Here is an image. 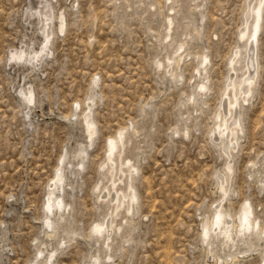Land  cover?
Instances as JSON below:
<instances>
[{
	"label": "rangeland",
	"instance_id": "1",
	"mask_svg": "<svg viewBox=\"0 0 264 264\" xmlns=\"http://www.w3.org/2000/svg\"><path fill=\"white\" fill-rule=\"evenodd\" d=\"M256 2L0 0V264H264V2L254 46L246 8ZM249 74L227 171L225 134L210 133L229 79ZM121 131L112 157L135 168L119 184L135 204L108 234L95 226L108 223L101 188Z\"/></svg>",
	"mask_w": 264,
	"mask_h": 264
},
{
	"label": "bare ground",
	"instance_id": "2",
	"mask_svg": "<svg viewBox=\"0 0 264 264\" xmlns=\"http://www.w3.org/2000/svg\"><path fill=\"white\" fill-rule=\"evenodd\" d=\"M263 2H264V0H257L256 4L254 3L255 5L248 4L247 7H246L247 11H248V14L252 10H254V12H253L254 13V18H253L252 30H251V34L249 36L250 43L252 45L254 44V42L256 40V39H253V34H255V38H256V34H258L257 33L258 29H260L259 28V21H260V17H261V11L263 9L262 8L263 7L262 6ZM198 7H199V5H198ZM251 16H252V14H251ZM250 19H251V17H250ZM250 19H249V21H250ZM248 23L249 22H248V16H247L245 18L244 28L240 31V35H239V39L240 40L244 39L246 37L247 33H248V27H249V26H247ZM170 24H172V23H170ZM169 27H168L167 30L170 29ZM60 28H62V25L60 26ZM169 33H167L166 36L165 35L164 36L169 38L170 37ZM245 43H246V41H245ZM177 54H179V53L177 52ZM236 55L238 56L237 52H236ZM171 57H172V55H171ZM179 58L181 59V55H180ZM237 58L233 57V58H231V60H229V61H231V63L229 62L230 65H231V68H230V70H232L231 72H235L234 65L235 64L237 65V63L241 59L240 58L238 60ZM178 59L176 58V61ZM169 60H170L169 61L170 63L174 62L173 59H169ZM206 60L207 59L204 57L202 62H206ZM175 65H176V63H175ZM244 69H246V68L243 67V70ZM240 71H242V70H240ZM167 72H168V70H167ZM242 75H243V73L241 74V76ZM242 77H244V76H242ZM231 78L229 79V82L227 84V90H226V93H225L226 100H225L224 104H226V112H225V105H223V113H222V111H219V113H217L218 114L217 117H218L219 123L215 127L213 133H210V137L212 135L215 136L214 139H217V136L220 139L221 135L225 134L226 143H225V145H223V147H224L223 154L225 155V158H226V160H225L226 161L225 162V169L227 171H231V169H232L231 168V161H230V159L232 158V151L231 150L234 149L235 146H237V139H238L237 138V134H238L237 130L240 127L239 119L236 118L235 116H232L231 112L233 111L232 109L235 106H239L240 103L246 102L248 98L250 99L249 96L252 93L253 85H254V82L256 81L255 80V75H252V74H249L247 77H245L243 79H240L241 78L240 77L239 80H238V78H237L238 81H236V79L235 80H231ZM198 88L201 91L205 90L206 89L205 83H199L198 84ZM203 93H204V91H203ZM85 125H86V133H87V135L89 137V140H91L93 135L95 134L94 124H93V122L90 119H88V120H86ZM124 142H125V133L123 131H121L119 133V135H117V137L115 139H112L109 142V144H108V151H107V156L108 157L106 158V163H105L108 166L107 176H106L107 181H108V185L103 186L101 188L104 191V195L102 196L103 199H107L109 204H110L109 211H108V214H107L108 215V220H107L108 223H107L105 228H104L103 225H99V224H97L95 226V229H97V230H103V231L105 229L109 230L108 234L113 232L114 220L121 214V212L124 211V213L130 214L132 212V210L134 208V204H135V193H134V190H133V187L131 186V184H128V186H126L125 189H122L121 187H119V184H121L123 182L122 179H123V177L125 175V171L128 172L129 180H131V178H132L131 177V173L132 172L130 173V171H133L135 168L133 167V165L130 164L131 162L126 160L125 162L128 163V166H127L126 169H123V167H122L123 166L122 157L119 156L118 160H114L113 157H112L113 150H115L117 148V146H118V148L119 147L123 148ZM118 174H119V177H117ZM60 175L61 174L55 176V181H54L52 186H55L56 183L58 181H60V179H61ZM227 175L228 174H223V178H220V186H221L220 192L222 194V197H224L227 194V179H228ZM129 180L127 181V183L129 182ZM99 191H100V189H99ZM52 194L53 193L51 191V192H48V195H46V197H47L46 198L47 199V205L46 204L45 205L47 206V208H49L48 206L51 203ZM55 205L57 207H59L61 205V201L60 200H56ZM248 216H249V209L247 207L239 215V228H240L239 232H238L239 234L242 232V230H247V228L250 227L249 226V222L250 221L248 220ZM232 223L231 224H228L227 222L225 223L223 214L220 211H216L215 212L214 217H213V226L218 231L217 234L221 235L226 241H228V242L231 241L233 243L234 240L232 241V239H233L232 238V230L235 228V226ZM207 225H206V228H207ZM211 227H212V225H211ZM208 228H210V227L208 226ZM252 228H253V226H252ZM119 229H120V227H119ZM256 229H258V227L257 228L255 227V231H256ZM206 230L204 229V231H206ZM108 234H107V236L109 237ZM204 234H205V232H204ZM239 234H237V235H239Z\"/></svg>",
	"mask_w": 264,
	"mask_h": 264
},
{
	"label": "snow or ice",
	"instance_id": "3",
	"mask_svg": "<svg viewBox=\"0 0 264 264\" xmlns=\"http://www.w3.org/2000/svg\"><path fill=\"white\" fill-rule=\"evenodd\" d=\"M253 39H255V34H253Z\"/></svg>",
	"mask_w": 264,
	"mask_h": 264
}]
</instances>
